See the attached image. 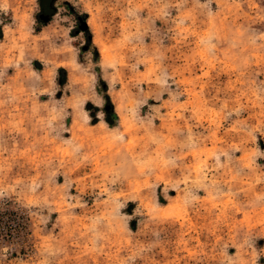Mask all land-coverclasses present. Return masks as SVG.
Returning <instances> with one entry per match:
<instances>
[{
  "label": "rangeland",
  "instance_id": "374dc122",
  "mask_svg": "<svg viewBox=\"0 0 264 264\" xmlns=\"http://www.w3.org/2000/svg\"><path fill=\"white\" fill-rule=\"evenodd\" d=\"M0 264H264V0H0Z\"/></svg>",
  "mask_w": 264,
  "mask_h": 264
}]
</instances>
